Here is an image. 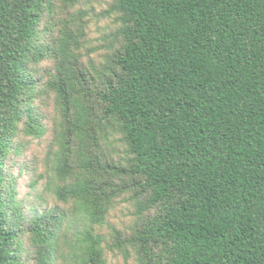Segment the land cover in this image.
<instances>
[{"label": "trees", "instance_id": "1", "mask_svg": "<svg viewBox=\"0 0 264 264\" xmlns=\"http://www.w3.org/2000/svg\"><path fill=\"white\" fill-rule=\"evenodd\" d=\"M83 1L0 0V264H264V0H109L100 59Z\"/></svg>", "mask_w": 264, "mask_h": 264}, {"label": "rangeland", "instance_id": "2", "mask_svg": "<svg viewBox=\"0 0 264 264\" xmlns=\"http://www.w3.org/2000/svg\"><path fill=\"white\" fill-rule=\"evenodd\" d=\"M109 0H84L79 8L85 12L84 19L87 20L86 26V40L81 51L83 53H88L89 56L100 59L101 55L106 51L108 44V34L114 30L115 22L113 16L102 15L108 7ZM46 139L40 142L32 141L30 142L28 148V158L31 159V167L35 168V173H45L46 165L43 162V157L46 152L45 148ZM34 175L24 174L17 181V189L19 196H27L32 200V202L38 205L39 210L49 209L58 205L52 192L45 191L44 180H40L36 187H29V179L33 178ZM41 193V197H35L36 194ZM37 201V202H35ZM133 208L131 205L123 200H119L114 208L110 211L107 222L101 228H97L106 237L109 234V226H115L120 229L126 228L131 220ZM105 256L107 259V264H135L132 258L125 260L119 252H113L105 249Z\"/></svg>", "mask_w": 264, "mask_h": 264}]
</instances>
